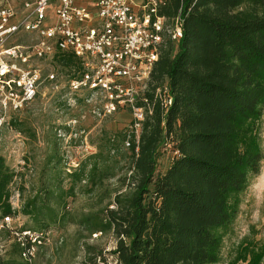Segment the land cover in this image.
Masks as SVG:
<instances>
[{"label":"trees","instance_id":"1","mask_svg":"<svg viewBox=\"0 0 264 264\" xmlns=\"http://www.w3.org/2000/svg\"><path fill=\"white\" fill-rule=\"evenodd\" d=\"M160 15L170 21L180 15L183 38L162 45L144 96L152 114L139 135L106 132L98 152L68 174V189L43 181L20 211L10 203L16 173L0 154L1 218L22 214L33 223L32 229L3 231L13 234V243L6 256L0 253V264H26L12 231L48 233L67 223L90 236H114L112 255L121 264L220 262L250 178L264 162V0H165ZM54 59L72 79L84 73L72 54ZM165 85L173 98L167 111L157 97ZM14 119L9 125L17 124ZM169 146L174 156L161 173L160 157ZM112 180L118 185L110 191L105 185ZM77 191L98 196L97 206L73 215L68 199ZM103 256L96 254L92 264ZM240 262L264 264V243L244 240L231 264Z\"/></svg>","mask_w":264,"mask_h":264},{"label":"built area","instance_id":"2","mask_svg":"<svg viewBox=\"0 0 264 264\" xmlns=\"http://www.w3.org/2000/svg\"><path fill=\"white\" fill-rule=\"evenodd\" d=\"M164 1L90 0L80 4L78 0H1L0 135L9 126L11 113L23 111L39 94L41 69L32 65V59L54 58L59 53L72 54L83 65L84 73L70 81V89L97 95L99 116L129 111L139 135L147 113L152 114L144 96L162 45L166 39L179 43L183 38L181 16L170 21L160 15ZM53 10L55 22L46 26ZM20 33L36 34V42L29 46L11 45ZM157 97L165 111L173 104L167 85L157 90ZM139 101H144L146 108L138 107ZM126 146L130 147L129 141ZM14 217H0V252L4 248L1 234L12 230L9 225ZM12 233L24 248L22 259L26 264H32L37 245L48 241L49 235ZM98 236L102 233L94 235ZM95 264L121 263L115 255H104Z\"/></svg>","mask_w":264,"mask_h":264},{"label":"rangeland","instance_id":"3","mask_svg":"<svg viewBox=\"0 0 264 264\" xmlns=\"http://www.w3.org/2000/svg\"><path fill=\"white\" fill-rule=\"evenodd\" d=\"M18 11L21 13V7ZM55 18L53 10L45 25H53ZM36 37L34 33H20L10 44L29 46L36 42ZM32 65L41 69L39 94L23 111L11 113V119L15 118L17 124L5 126L0 135V154L16 173L10 187V203L15 211L23 208L43 181H55L68 189L71 186L68 174L98 152L106 132L115 134L125 129L134 130L133 116L129 111L99 116L100 100L97 95H90L86 90L73 92L69 86L73 72L68 74L54 58L32 59ZM51 76L55 79H49ZM90 98L92 100L87 102ZM261 137L264 146V117ZM173 156L171 146L162 151L161 173L170 166ZM117 185V180H112L106 183L105 188L111 191ZM97 201L98 196H87L77 191L76 196L68 199V211L73 215L88 213L97 206ZM9 227L16 231L23 227L32 229L33 223L29 217L18 214ZM48 233V241L42 240V244L37 245L32 264H92L96 254L103 252L112 256L116 246V238L111 234L95 238L84 228L70 223L53 227ZM11 236L7 231L2 233L4 248L0 253L3 256L11 249ZM244 240L264 243V162L261 173L250 178L240 214L225 238L218 264H231ZM87 247L91 249L88 251Z\"/></svg>","mask_w":264,"mask_h":264},{"label":"crops","instance_id":"4","mask_svg":"<svg viewBox=\"0 0 264 264\" xmlns=\"http://www.w3.org/2000/svg\"><path fill=\"white\" fill-rule=\"evenodd\" d=\"M78 1H79L80 4H85V3L87 4L88 3L87 0H78ZM0 2H1V0H0Z\"/></svg>","mask_w":264,"mask_h":264}]
</instances>
